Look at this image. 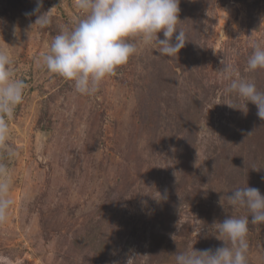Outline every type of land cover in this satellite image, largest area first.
Returning <instances> with one entry per match:
<instances>
[{
	"label": "rangeland",
	"instance_id": "rangeland-1",
	"mask_svg": "<svg viewBox=\"0 0 264 264\" xmlns=\"http://www.w3.org/2000/svg\"><path fill=\"white\" fill-rule=\"evenodd\" d=\"M0 264H264V0H0Z\"/></svg>",
	"mask_w": 264,
	"mask_h": 264
}]
</instances>
